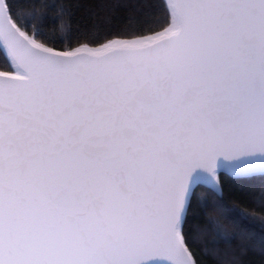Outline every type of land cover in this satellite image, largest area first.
<instances>
[{
    "label": "snow or ice",
    "instance_id": "obj_1",
    "mask_svg": "<svg viewBox=\"0 0 264 264\" xmlns=\"http://www.w3.org/2000/svg\"><path fill=\"white\" fill-rule=\"evenodd\" d=\"M14 3L0 0V264H199L196 188L221 194V158H264V0H164L163 20L63 48Z\"/></svg>",
    "mask_w": 264,
    "mask_h": 264
},
{
    "label": "trees",
    "instance_id": "obj_2",
    "mask_svg": "<svg viewBox=\"0 0 264 264\" xmlns=\"http://www.w3.org/2000/svg\"><path fill=\"white\" fill-rule=\"evenodd\" d=\"M164 0H15L14 8L31 17L33 10L43 21L32 20L57 41L61 37L83 33L98 25L101 35L121 27L129 17L164 19ZM63 5L69 14L61 13ZM110 19V23L106 22ZM167 24L154 26L156 31ZM51 46V45H50ZM221 194L205 186L196 188L189 212L190 250L199 264H218L223 253L238 264H264V174L234 177L217 174ZM199 201V202H198ZM227 231L230 243L220 239L209 221ZM213 253H216L214 256Z\"/></svg>",
    "mask_w": 264,
    "mask_h": 264
},
{
    "label": "water",
    "instance_id": "obj_3",
    "mask_svg": "<svg viewBox=\"0 0 264 264\" xmlns=\"http://www.w3.org/2000/svg\"><path fill=\"white\" fill-rule=\"evenodd\" d=\"M223 165L224 167H220ZM239 171L240 175H234L233 171ZM218 173H226L234 177L255 176L264 174V158L259 156L254 157H238L232 160L218 161ZM218 180V178L216 177Z\"/></svg>",
    "mask_w": 264,
    "mask_h": 264
},
{
    "label": "rangeland",
    "instance_id": "obj_4",
    "mask_svg": "<svg viewBox=\"0 0 264 264\" xmlns=\"http://www.w3.org/2000/svg\"><path fill=\"white\" fill-rule=\"evenodd\" d=\"M217 177V176H216Z\"/></svg>",
    "mask_w": 264,
    "mask_h": 264
}]
</instances>
